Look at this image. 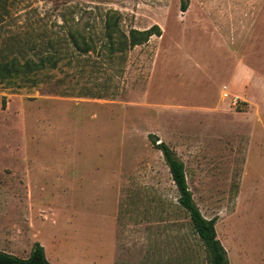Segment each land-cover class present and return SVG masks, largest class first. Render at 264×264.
<instances>
[{
    "label": "rangeland",
    "instance_id": "rangeland-1",
    "mask_svg": "<svg viewBox=\"0 0 264 264\" xmlns=\"http://www.w3.org/2000/svg\"><path fill=\"white\" fill-rule=\"evenodd\" d=\"M180 1L0 0V54L55 64L0 82V250L26 257L38 241L53 264H209L148 134L183 161L221 244L264 240V0ZM107 15L125 35L160 34L111 43ZM113 221L130 235L109 236ZM165 230L177 234L144 235Z\"/></svg>",
    "mask_w": 264,
    "mask_h": 264
},
{
    "label": "trees",
    "instance_id": "trees-1",
    "mask_svg": "<svg viewBox=\"0 0 264 264\" xmlns=\"http://www.w3.org/2000/svg\"><path fill=\"white\" fill-rule=\"evenodd\" d=\"M181 10L186 8V1H180ZM105 34L109 41L112 40L114 34H119L122 37L121 44L126 47H133L141 44L149 39L152 35H159L160 29L157 25H152L149 28L138 30L131 28L128 34H123L116 21L112 19V15H107L104 23ZM121 39V38H120ZM112 43V41H111ZM76 46L79 44L75 40ZM82 49V52L86 51ZM50 60L49 55L40 56L38 61L31 58H25L20 61L18 56L11 54L5 56L0 54V82H22L32 78V75L40 70L53 68V62L46 65ZM148 138L160 151L165 164L168 167L170 178L173 181L177 192L178 204L186 210L190 223L206 247L209 253V264H228L225 250L216 236L215 217L206 218L202 215L200 209L195 203L192 193L186 181L184 163L165 142L156 143V137L153 134H148ZM0 264H53L44 254V249L38 241L33 242L26 257H20L12 253L0 250Z\"/></svg>",
    "mask_w": 264,
    "mask_h": 264
},
{
    "label": "crops",
    "instance_id": "crops-1",
    "mask_svg": "<svg viewBox=\"0 0 264 264\" xmlns=\"http://www.w3.org/2000/svg\"><path fill=\"white\" fill-rule=\"evenodd\" d=\"M145 227H166V222H159V221H149L143 222ZM110 230L107 231V234L112 238L116 239L118 237L124 238L130 235V232H121L118 231L119 223L117 221H113L110 225ZM177 234L176 231H146L144 235L157 239H169L171 236ZM217 236V234H216ZM218 238V237H217ZM222 244L228 264H264V240L256 241L252 246H245L241 243L236 251L233 253L231 249V245L227 244L226 237L224 238Z\"/></svg>",
    "mask_w": 264,
    "mask_h": 264
}]
</instances>
